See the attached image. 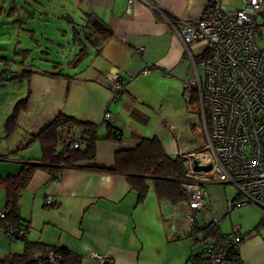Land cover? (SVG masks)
Wrapping results in <instances>:
<instances>
[{
	"label": "crops",
	"instance_id": "crops-1",
	"mask_svg": "<svg viewBox=\"0 0 264 264\" xmlns=\"http://www.w3.org/2000/svg\"><path fill=\"white\" fill-rule=\"evenodd\" d=\"M42 1L40 13L65 18L76 12L70 23L86 26L99 42L90 45L77 65L67 63L69 71L55 63L68 76L48 75L42 71L58 69L35 67L26 80L19 81L20 94L8 100L4 111L11 114L17 100L30 92L27 107L15 122L22 133L15 144L16 156L6 147L0 161L10 162L9 174H14L21 170L22 162L40 159L41 146L34 134L59 113L96 123L97 139L94 158L82 161L81 167L61 170L57 184L49 182L47 170L33 172L19 196L20 221L28 226L25 238L68 248L82 257L81 264H100L91 252L106 255L112 264H186L194 241L185 236L189 224L184 222V202L159 201L152 187L138 201L137 192L123 175L101 167H113L115 151L133 148L139 137L157 136L171 157H184L202 147L187 135L196 115L188 109L183 84L195 74L190 54L201 55L206 43L193 42L188 53L172 24L179 27L182 22H196L208 1H220L233 9L241 0H68L76 4L75 11L62 3L49 9L45 5L50 0ZM140 46L144 51L136 54L135 48ZM69 47L71 60L76 46L70 41ZM8 64L15 72L25 71L17 63ZM146 67L153 69L144 74ZM115 72L124 84L117 100L111 98L108 85V75ZM105 112L110 113L109 123L121 132L120 143L105 138ZM4 195L0 187V209ZM47 195L51 205L44 203ZM262 224L264 221H258L242 230H254L238 246L243 264H264ZM23 245L24 240H10L0 229V259L4 260L0 264H8L6 259L21 253Z\"/></svg>",
	"mask_w": 264,
	"mask_h": 264
},
{
	"label": "built area",
	"instance_id": "built-area-1",
	"mask_svg": "<svg viewBox=\"0 0 264 264\" xmlns=\"http://www.w3.org/2000/svg\"><path fill=\"white\" fill-rule=\"evenodd\" d=\"M172 25L188 53L193 42L204 41L207 48L198 63L190 54L195 78L183 84L186 99L195 88L199 101L196 116L206 138L203 147L183 157L189 176L181 182L189 196L184 202L185 219L191 225L193 212L208 208V191L204 187L208 181L234 186L235 197L227 199L229 210L246 204L264 210V48L257 42L259 27L264 25V0H241V5L233 9L220 1H208L196 22ZM143 51V46L135 48L136 54ZM152 69L146 67L142 73ZM108 85L111 98L117 100L124 91L117 72L108 75ZM109 118L110 113L105 112L104 123ZM58 135L65 150H86L87 140L79 128L60 127ZM49 182L57 184L58 176L52 175ZM44 203L51 205L50 195ZM4 216L0 209V218ZM212 221L220 225L219 220ZM3 231L10 240L13 235L27 233L24 227H6ZM247 235L236 224L231 226L224 245L217 248L203 237L199 244L209 255L208 264H232L227 258L228 249L238 247ZM89 255L100 264H109L106 255Z\"/></svg>",
	"mask_w": 264,
	"mask_h": 264
},
{
	"label": "trees",
	"instance_id": "trees-1",
	"mask_svg": "<svg viewBox=\"0 0 264 264\" xmlns=\"http://www.w3.org/2000/svg\"><path fill=\"white\" fill-rule=\"evenodd\" d=\"M32 1L39 2L38 6L41 7L42 0H25L29 6ZM23 7V6H21ZM32 7V6H31ZM24 8V7H23ZM17 10L16 5L12 2L10 11L7 16L12 17L13 12ZM26 10V9H25ZM39 12L38 9L32 7V12H27L28 16L33 17L34 11ZM68 23H70V16H64ZM15 22L22 23L21 18L15 19ZM71 36L70 40L72 45L76 46V53L74 57L68 61V64L75 66L86 56L87 50L90 45H96L99 38L92 36L93 34L86 31V26H81L76 22L70 23ZM89 27V26H88ZM29 32H34L29 29ZM32 37V35H31ZM30 52V49L25 48V57ZM207 53V49L194 57L196 61L202 59ZM7 60V59H6ZM21 62V61H19ZM9 63L1 61L0 64ZM17 63V62H15ZM59 63V62H56ZM6 64L0 70V85L4 81L21 82L26 80L33 72V69L26 68L25 71L15 72ZM58 65L53 66L56 69ZM48 75H64L62 69L58 71H42ZM29 91L25 97L19 98L14 105L11 114H9L4 122V128L7 133H11L17 122L20 111L25 110L28 104ZM186 99V98H185ZM188 107L192 106L194 113L198 111L199 102L195 93V88L191 89L190 96L186 99ZM108 128V133L105 138L114 142L120 143L121 132L115 129L109 122H105ZM79 128L84 132L87 140L86 150L81 149H67L61 145L59 139V128ZM34 138L40 142L42 157L33 161L22 162L21 170L14 174L0 175V187L5 192V203L2 208L5 216L0 218V229L5 230L6 227L20 228L24 227L28 231V226L21 222L19 214V196L27 186L33 172L36 169H44L50 175H57L65 168H78L81 167L82 161L91 160L95 155V142L97 139V124L93 122H85L78 120L74 116L65 115L63 113L57 114L54 119L37 134ZM101 170L112 171L117 174L123 175L131 189L137 192L138 201H143L147 192L152 187L157 199L159 201H168L172 204H179L186 202L189 198L188 193L181 187V182L187 179V169L184 158L181 155L175 157L169 156L157 136L139 137L138 143L129 149H118L114 154V166L111 168L101 167ZM235 197V195H233ZM199 210L194 211V221L189 225V233L185 236L193 238L194 249L191 251L186 264H208L209 255L202 251L199 244V238L203 237L211 241L216 247L224 245L228 241V234L230 232H223L220 225H216L212 220L197 224L195 215ZM256 228V227H255ZM250 230L245 234H250ZM25 235H13L11 240H24L23 251L21 253H13L6 259L8 264H81L82 257L70 251L68 248L58 245H48L39 241H31L25 238ZM227 258L232 264H243L240 257L238 247H230L227 252ZM0 259V262H3ZM112 264L108 259L107 263Z\"/></svg>",
	"mask_w": 264,
	"mask_h": 264
},
{
	"label": "rangeland",
	"instance_id": "rangeland-1",
	"mask_svg": "<svg viewBox=\"0 0 264 264\" xmlns=\"http://www.w3.org/2000/svg\"><path fill=\"white\" fill-rule=\"evenodd\" d=\"M12 2L16 5L17 10L13 12L12 17H9L7 16V12L10 11ZM44 2L41 1L43 4ZM31 3L32 7L38 10L41 8L38 6L39 2L32 1ZM54 3H62L65 9L71 8L70 11H75L74 6L76 4L68 0H55V2L54 0H50L47 1L45 7L53 9ZM31 6L26 4L25 0H0V62L11 61L13 65L16 64L14 62H17L21 68H25L26 66V68L33 70L35 67L38 69H53L55 63L60 62L64 65V71H66L67 63L70 57H72L69 55L71 53L69 50V40L72 32L70 26L68 25L67 27L65 25L68 24L66 23L67 19L61 17L60 14L54 15L51 14L52 12L40 13L35 10H33L34 16L30 17L27 12H32ZM65 13L62 12L63 15ZM69 15L73 18L77 16L76 12H69ZM18 17L23 20L22 23L15 22V19ZM260 20L261 18L258 19V21ZM29 29H33L34 32L30 33ZM260 31L261 35L258 37V44L261 48H264V25L260 26ZM25 48L30 49L26 57ZM21 63L23 65H20ZM6 64L8 63H4V65ZM198 67L201 77L204 78L200 65ZM70 71L72 70L70 69ZM194 78L195 74H192L191 80ZM21 86L20 82L8 80L4 81L0 87V153H3L6 147H8L7 152H10L12 156H16L17 154L14 153L17 151L15 144L18 142L22 130L17 126L14 127L11 134L5 131L3 125L8 113L4 110H6L8 100L13 98L14 95L18 96L20 94ZM188 109L192 111L194 108L190 106ZM193 120L194 124H192L187 135L192 136L196 144L203 147L206 138L200 129V122L197 116ZM18 124H21V121H18ZM10 165L12 164L8 161H0V175L3 173L9 174L11 170L9 168ZM204 187L208 191V208L205 209L203 207L196 214V219L200 225L212 219L219 220L221 230L229 232L232 225L239 224L242 231L252 228L258 221H264V210L256 205L246 204L236 206L232 210L228 209L227 199L234 195V186L231 183L208 181L204 183ZM184 222H187L186 219ZM261 228L264 230V224L261 225Z\"/></svg>",
	"mask_w": 264,
	"mask_h": 264
},
{
	"label": "clouds",
	"instance_id": "clouds-1",
	"mask_svg": "<svg viewBox=\"0 0 264 264\" xmlns=\"http://www.w3.org/2000/svg\"><path fill=\"white\" fill-rule=\"evenodd\" d=\"M206 49H207V48H206ZM191 56H192V54H191ZM192 57H193V56H192ZM193 59L195 60V58H194V57H193ZM195 62H197V63H198V62H199V60H198V61H196V60H195ZM199 73H200V72H199ZM189 81H190V80H189ZM196 113H197V111L195 112V115H196Z\"/></svg>",
	"mask_w": 264,
	"mask_h": 264
}]
</instances>
